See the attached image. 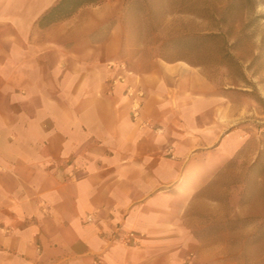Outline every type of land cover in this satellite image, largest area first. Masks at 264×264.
Here are the masks:
<instances>
[{"label":"crops","instance_id":"crops-1","mask_svg":"<svg viewBox=\"0 0 264 264\" xmlns=\"http://www.w3.org/2000/svg\"><path fill=\"white\" fill-rule=\"evenodd\" d=\"M55 1L0 0V264H237L168 214L188 169L243 140L231 100L182 61L137 69L81 8L38 26Z\"/></svg>","mask_w":264,"mask_h":264},{"label":"rangeland","instance_id":"rangeland-1","mask_svg":"<svg viewBox=\"0 0 264 264\" xmlns=\"http://www.w3.org/2000/svg\"><path fill=\"white\" fill-rule=\"evenodd\" d=\"M78 18L94 27L91 40L113 28L119 55L135 58L137 69L155 57L182 61L205 81L201 95L214 88L231 100L243 140L231 156L216 147L188 169L168 214L171 228L195 231L237 264H264V0H99ZM18 227L2 230L9 249Z\"/></svg>","mask_w":264,"mask_h":264},{"label":"trees","instance_id":"trees-1","mask_svg":"<svg viewBox=\"0 0 264 264\" xmlns=\"http://www.w3.org/2000/svg\"><path fill=\"white\" fill-rule=\"evenodd\" d=\"M99 0H56L36 20L40 27L64 20L73 15L84 5L97 3Z\"/></svg>","mask_w":264,"mask_h":264},{"label":"built area","instance_id":"built-area-1","mask_svg":"<svg viewBox=\"0 0 264 264\" xmlns=\"http://www.w3.org/2000/svg\"><path fill=\"white\" fill-rule=\"evenodd\" d=\"M123 238L126 240V241H130V240H134L135 239V235L133 232H128L126 233Z\"/></svg>","mask_w":264,"mask_h":264}]
</instances>
